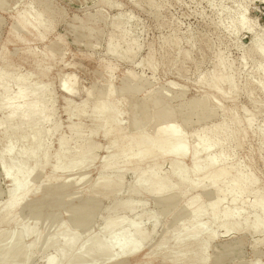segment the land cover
I'll return each instance as SVG.
<instances>
[{
  "label": "rangeland",
  "instance_id": "374dc122",
  "mask_svg": "<svg viewBox=\"0 0 264 264\" xmlns=\"http://www.w3.org/2000/svg\"><path fill=\"white\" fill-rule=\"evenodd\" d=\"M244 11L252 30L231 33L229 26ZM254 40L264 46V0H0V70L13 78L10 98L18 100L14 78L26 75L28 99L38 96L37 107H48L42 130L49 136L36 158L26 159L23 145L12 139L0 140V154L7 162L20 163L36 177L25 200L0 218L3 234L25 226L38 229L36 237L23 243H34L31 260L19 264H69L92 235L108 240L111 233L104 225L110 220L118 221L117 232H146L141 252L110 264H168L163 253L174 250L176 238L195 223H208L209 232L193 244L208 245L205 261L193 264H264V230L258 228L264 216L249 206L264 199V92L258 86L264 58L246 54ZM70 76L77 87L72 99L60 87ZM205 77L223 81L215 89L199 82ZM125 83L140 84L141 91H122ZM109 85L126 134L136 128L152 131L154 101L147 95L172 114V123L181 126L191 148L204 134L214 144L212 155H223L231 169L220 191L180 185L170 161L157 156L126 166L143 141L137 145L125 138L121 147L107 150L112 139L97 132L92 113L83 114L79 107L87 90L95 98ZM4 94L0 87V98ZM204 99L208 107L203 111L199 106ZM69 100L72 118L66 112ZM211 112L213 117L198 121ZM4 116L0 113V120ZM37 122L21 129L30 130ZM62 137L68 149L59 161ZM46 153L49 158L43 162ZM116 154L114 167L104 171L105 159ZM77 163L82 166L72 171L59 168ZM182 164L187 169L192 161L187 158ZM1 168L0 208L8 204L12 188ZM149 169L175 187L177 199L166 201L150 192L154 181L140 180ZM237 175L245 177L247 190L234 202L237 193L228 188ZM67 180L71 182L63 187ZM214 200L221 201L217 216L211 210ZM79 207L92 212L88 220L81 219L83 226L70 214ZM200 209L204 213L196 214ZM221 226L230 233L223 235ZM57 229L71 236V244L64 245L65 236ZM53 234L56 245L48 249L45 243ZM162 240L165 247L145 259ZM186 247L183 243L178 249ZM61 249L67 254L62 261Z\"/></svg>",
  "mask_w": 264,
  "mask_h": 264
},
{
  "label": "bare ground",
  "instance_id": "6f19581e",
  "mask_svg": "<svg viewBox=\"0 0 264 264\" xmlns=\"http://www.w3.org/2000/svg\"><path fill=\"white\" fill-rule=\"evenodd\" d=\"M248 23L245 11L240 12V17L233 21L232 25L229 26V30L231 33L234 30L236 32L244 29L252 30ZM251 43L252 44L248 47L246 54L253 53L260 58H264L263 44L255 40ZM148 66L153 71L155 70L150 64H148ZM12 79V77L5 75L2 69L0 70V87H3L5 93L1 97L2 99L0 98V113L5 114L4 118L0 120V140L5 141L7 138H10L16 145H23L25 158L34 159L38 156L42 147L46 145L45 137L49 136V134L42 130V125L48 120V107L46 105H43L40 108L37 107L38 96L28 99L26 91L28 76L26 75L14 78L13 83L18 87L19 93L17 102H13L9 94V84ZM207 79V77L202 78L199 82L215 89H218L220 82L223 81V79L219 77H216L213 82L208 81ZM258 86L264 92V76L259 79ZM47 87L45 86V91H47ZM60 87L62 92L70 99L77 96L76 78L74 76L64 79ZM124 90L137 94L141 91V86L140 84L131 85L125 83L122 91ZM93 98V92L87 90L85 92V100L79 109L83 114L90 111L94 117L97 132L101 131L104 137L112 139L107 150L121 147L125 138H130L133 142H136L137 145L140 144L141 141L144 142V146L133 150L126 162V166L132 164L134 161L143 162L157 156L170 161L172 174L178 178L180 185H186L190 189L195 186H208L212 190L220 191L218 188L231 170L225 166L226 158L223 155H212L214 144H212L204 134L200 135L198 142L193 148H191L187 138L181 130V126L172 123V114L159 108V101L152 95H147V98H152L154 101V110L150 117V124H152L153 128L152 131L147 132L142 128H136L130 134H126L121 128L122 123L118 119L119 114L114 101V92L110 85L104 94ZM207 107V101L204 99L199 108L204 111ZM191 108L194 110L195 106L193 105ZM66 112L70 118L73 117L70 100L67 103ZM213 116L214 113L211 112L208 117H203L198 121L207 120ZM107 117L110 118L109 122L104 121ZM35 119H37L38 122L36 125L32 126L30 130L21 129L23 126L29 127ZM262 137L264 136L262 135ZM59 144L58 159L60 161L68 149V141L62 137L59 140ZM203 154H208L209 157H207L206 160L201 161L200 158ZM118 156L119 155L117 154L114 156L110 155L106 158L103 170L106 171L112 169L118 160ZM48 158L49 155L46 153L42 156V161L46 162ZM187 158L192 161V165L190 168L186 169L183 167L182 163ZM7 161L8 160L0 154L1 169L4 173V177L10 180L12 187L8 195V204L0 208L1 219H5L25 200L36 180V177L25 170L20 163ZM81 166L80 163H77L60 166L59 168L66 171H72ZM193 176L199 177L198 180H193ZM147 178L154 181V185L151 184L150 192L155 197H163L166 201L177 199L175 187L171 186L164 177L152 175L149 169L145 170L140 175V180L144 182H146ZM244 179L245 177L242 175H237L236 178L230 182L228 188L229 191L237 193L233 198L234 202L239 199V195L244 194L247 190ZM70 182L71 180H67L63 187L67 186ZM102 182L109 183V180L103 178ZM136 192H138V190H136ZM220 203V200H214L211 204V210L215 216L218 214L217 207ZM249 206L257 212L262 213L264 216V199L251 202L249 203ZM202 213H204V210L200 209L196 214ZM70 214L79 218L81 221L79 224L80 226H83L85 222H82V220H88L92 215V212L83 207H79L72 210ZM226 216L230 217L231 214L226 213ZM32 219L37 222L38 215L33 214ZM118 224V221L110 220L104 225L106 233H111L107 241H101L96 234L92 235L86 242L80 244L76 249L73 258L69 260V264H110L119 259L132 257L141 252L142 238L146 235V232L144 230H140L138 233H132L128 230L117 232L115 228ZM258 226L260 230H264V224H258ZM221 227L224 229L223 226ZM234 231H237V228H234ZM56 232L65 236L64 245L71 244V236L67 232L59 231V229H57ZM207 232H209L208 223H195L190 229L185 230L183 234L176 238L177 247L174 250H177V253H175L174 250L163 253L164 262H167L168 264H193L196 260L204 262L208 245L202 243L195 247L193 244L200 236ZM228 233L230 232L227 229L222 231L223 235H227ZM37 234L38 229L36 227L27 226L21 227L11 233H0V264H19L21 262H29L31 260L34 243L28 246H24L23 243L28 237H36ZM54 234L46 240L45 245L48 249L56 245L53 238ZM183 243H186L187 247L179 250L178 248ZM164 247L165 240H162L155 248L146 254L145 259L152 258ZM58 256L61 261L67 259V254L63 249L59 251Z\"/></svg>",
  "mask_w": 264,
  "mask_h": 264
}]
</instances>
